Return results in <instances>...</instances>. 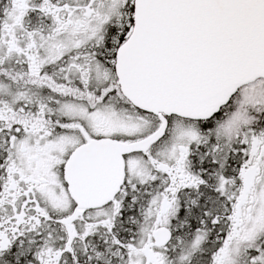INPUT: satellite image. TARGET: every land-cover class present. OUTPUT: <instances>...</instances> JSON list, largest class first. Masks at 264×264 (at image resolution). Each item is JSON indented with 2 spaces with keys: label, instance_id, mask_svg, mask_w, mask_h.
Segmentation results:
<instances>
[{
  "label": "snow or ice",
  "instance_id": "1",
  "mask_svg": "<svg viewBox=\"0 0 264 264\" xmlns=\"http://www.w3.org/2000/svg\"><path fill=\"white\" fill-rule=\"evenodd\" d=\"M0 264H264V0H0Z\"/></svg>",
  "mask_w": 264,
  "mask_h": 264
}]
</instances>
